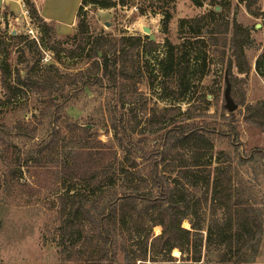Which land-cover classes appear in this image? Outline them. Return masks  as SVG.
<instances>
[{"label": "trees", "instance_id": "trees-1", "mask_svg": "<svg viewBox=\"0 0 264 264\" xmlns=\"http://www.w3.org/2000/svg\"><path fill=\"white\" fill-rule=\"evenodd\" d=\"M26 1L42 35H52L54 27ZM192 1L208 7L197 17L180 19L178 43L168 36L161 44L149 34L95 35L82 8L118 4L112 0H83L77 31L64 41L44 44L42 36L38 44L28 35H0V119L4 108L16 111L33 95L45 104L29 120L0 122L5 186L14 190L9 179L22 176L18 169L26 167L30 181L22 187L28 202L55 190L52 229L74 264H203L206 255L215 256L210 264L257 260L264 238V146L244 150L235 111L222 127L207 115L220 99L218 77L225 74L232 86L243 82L235 68L251 72L247 49L255 43V28L238 21L236 6L231 13L232 0ZM248 1V12L259 17V7L254 10ZM175 3H160L167 34ZM39 47L61 66L63 52L68 58L85 53L89 66L62 71L67 69L44 65ZM255 69L264 77V44ZM210 74L216 77L205 86ZM145 78L156 105L138 114L151 98L139 88ZM94 86L120 96L107 123L110 142L100 137L95 121L86 125L63 116ZM244 120L264 133V100L247 105ZM142 125L146 129L140 131ZM156 226L162 227L158 235Z\"/></svg>", "mask_w": 264, "mask_h": 264}, {"label": "rangeland", "instance_id": "rangeland-1", "mask_svg": "<svg viewBox=\"0 0 264 264\" xmlns=\"http://www.w3.org/2000/svg\"><path fill=\"white\" fill-rule=\"evenodd\" d=\"M118 2L113 7L102 8L95 5H85L82 8V13L86 14L88 21L90 22L91 31L95 34H105L112 38L119 39L125 34L130 35H148L144 31L145 28L150 29L149 35L155 36V41L163 44L166 38L169 36L174 42H180L182 38L179 34V21L184 18H194L204 13L208 7L206 4L204 7H197L192 0H176L175 10L173 12V19L170 24L171 32L167 34L163 31V2L166 0H160L159 3H153L152 0H112ZM35 3L40 15L43 7L50 5V11L57 13L58 20L61 22L56 25L53 21H48L51 27H54V33L42 35V26L40 22L31 15L29 6L26 0H5L0 7V35L6 34H23L28 35L29 39L35 40L40 44L42 36L44 44H53L55 40L64 41L68 35H73L77 31V4L79 0H73L70 4V0H32ZM248 0H232V11L234 7L237 9V19L244 25L254 27V39L255 43L247 49L248 59L251 64V72L242 74L234 69L235 75L242 79L243 82L237 85L234 82L233 94L237 108L236 113V126L241 131V139L243 142V148L245 151L250 150L256 146H264V133L260 128L252 126L244 120L245 108L247 105H255L258 102L264 100V77L260 76L255 69V62L258 55L262 52V44H264V0H250L255 8L260 9L261 15L254 17L251 15L245 4ZM83 3L81 1L80 5ZM159 4V5H158ZM172 4L168 8H171ZM28 12L27 14H25ZM65 12V17L61 18V14ZM74 23L73 26L71 24ZM258 25H261L258 27ZM65 42L58 45L63 47ZM41 53L43 52L44 58L42 64L51 65L56 64L61 67L62 71H71L74 67L86 68L89 66L86 60L85 53L68 58L66 53L63 52V58H66L61 66L53 55L39 47ZM19 56V52H13L12 62L16 64V60ZM215 74L208 75L205 80V86L211 85L215 79ZM218 84L221 85L220 99L214 101V106L207 113L210 115V119H217L219 121V127L225 124L224 117L230 114L226 106L225 100V74L218 77ZM87 89V95L83 99L76 100V104H72L66 108L64 119L76 120L81 124H88L93 120L98 125V132L100 137L104 141L113 140V131L107 126L108 119L113 116L114 99L119 100L120 96L116 98L110 94V91L106 88ZM140 91L147 94L150 98L148 100V107L145 109L139 108L138 114L143 110L152 108L156 105V99L151 94V88L149 87L148 80L145 78L139 85ZM97 90L98 92H95ZM3 89L1 86V73H0V95H2ZM211 98V96H209ZM164 103V102H163ZM44 100L40 95L31 96L24 104L21 102L18 104V109L14 111L8 106L4 108L1 114L0 122L11 123L19 121L23 118L26 120L31 119L32 111L39 114V111L44 107ZM160 106H163L162 104ZM186 106V105H185ZM184 106V107H185ZM128 108V105H127ZM122 111V110H120ZM120 111H118L120 114ZM143 116V115H141ZM207 118V117H206ZM204 118L203 120H205ZM145 119V117H144ZM36 121H38L36 119ZM230 122V120H229ZM235 124V123H234ZM146 129L142 125L140 131ZM217 147H221V142L216 139ZM23 170L22 176H15L13 179H9L10 185L15 189L9 190L5 186L6 178L5 172L7 171V164L0 162V264H74V261H69L65 258L61 252V247L58 245V237L54 236L52 228L57 225L56 222V206L52 203V200L56 197L55 190L46 192L42 195H35L31 201L28 202L30 194L28 190L22 187V184L30 181L28 169L26 167L18 169ZM264 192V187H263ZM11 193V196L8 194ZM17 196V198L15 197ZM4 199L8 202L5 204ZM51 210H50V209ZM184 226L190 228L188 220H184ZM162 232L161 226L154 228L156 235ZM174 255L179 257L180 253L175 250ZM215 256L206 255L205 262L203 264H210L208 260H213ZM248 264H264V238L261 245L260 253L256 262Z\"/></svg>", "mask_w": 264, "mask_h": 264}, {"label": "water", "instance_id": "water-1", "mask_svg": "<svg viewBox=\"0 0 264 264\" xmlns=\"http://www.w3.org/2000/svg\"><path fill=\"white\" fill-rule=\"evenodd\" d=\"M3 5V0H0V7ZM261 25H258V27H260ZM144 31L146 33H150V29L149 28H145ZM151 39L154 40L155 39V36L154 35H151ZM226 90H225V100H226V106L228 108V110L230 112H234L237 108V104H235L234 102V99L231 95V90H232V86H231V83L230 81L228 80V78L226 79Z\"/></svg>", "mask_w": 264, "mask_h": 264}, {"label": "crops", "instance_id": "crops-1", "mask_svg": "<svg viewBox=\"0 0 264 264\" xmlns=\"http://www.w3.org/2000/svg\"><path fill=\"white\" fill-rule=\"evenodd\" d=\"M72 1H73V0H70V4L72 3ZM81 1H82V0H79V2H78V4H77L78 9H79V6H80ZM3 2H4V0H3ZM77 12H78V11H77ZM41 13L44 15V18H46L48 21H53L54 23H56V25H59V23L61 22L60 20H58V17H57V15H56L57 13H52V12L50 11V5H48V4H47V6H46L45 8L43 7V10L41 11ZM65 15H66V13L63 12V13L61 14V18H60V19H62L63 17H65ZM76 19H77V18H76ZM74 23H75V22H73V23L71 24V26H73Z\"/></svg>", "mask_w": 264, "mask_h": 264}, {"label": "built area", "instance_id": "built-area-1", "mask_svg": "<svg viewBox=\"0 0 264 264\" xmlns=\"http://www.w3.org/2000/svg\"><path fill=\"white\" fill-rule=\"evenodd\" d=\"M5 1V0H4ZM28 12H26L25 14H27Z\"/></svg>", "mask_w": 264, "mask_h": 264}]
</instances>
